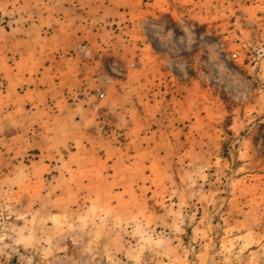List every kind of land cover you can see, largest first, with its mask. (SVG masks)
<instances>
[{
	"label": "rangeland",
	"instance_id": "obj_1",
	"mask_svg": "<svg viewBox=\"0 0 264 264\" xmlns=\"http://www.w3.org/2000/svg\"><path fill=\"white\" fill-rule=\"evenodd\" d=\"M99 1L108 86L70 100L137 107L55 150L0 109V264H264V0Z\"/></svg>",
	"mask_w": 264,
	"mask_h": 264
},
{
	"label": "crops",
	"instance_id": "obj_2",
	"mask_svg": "<svg viewBox=\"0 0 264 264\" xmlns=\"http://www.w3.org/2000/svg\"><path fill=\"white\" fill-rule=\"evenodd\" d=\"M99 3L54 0L41 8L30 1L20 5L26 14L16 19L18 30L3 33L7 39L0 53V75L7 91L17 92L19 98L0 109L18 123L17 135H54L49 146L55 150L78 141L72 135H96L97 119L106 110L114 114L129 106L127 110L135 111V102L70 100L83 86H108L96 61L105 43L100 32L105 15L96 11Z\"/></svg>",
	"mask_w": 264,
	"mask_h": 264
}]
</instances>
